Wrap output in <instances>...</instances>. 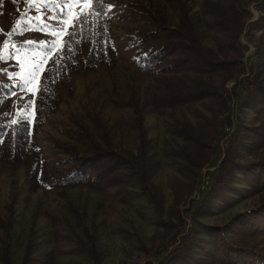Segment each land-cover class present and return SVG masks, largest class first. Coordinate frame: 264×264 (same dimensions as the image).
Wrapping results in <instances>:
<instances>
[{"label": "rangeland", "instance_id": "obj_1", "mask_svg": "<svg viewBox=\"0 0 264 264\" xmlns=\"http://www.w3.org/2000/svg\"><path fill=\"white\" fill-rule=\"evenodd\" d=\"M185 1L203 44L217 50L215 37L222 40L226 37L213 26L212 16L204 8V0ZM241 2L252 15L240 36L244 56L238 75L213 96L174 108H155L149 104L145 109L144 124L151 138V151L160 160L153 181L163 193L164 213L158 216L151 201L141 193L123 202L86 186L66 190L42 187L30 192L22 167L7 168L0 173V217H6L9 208L14 212L15 221L8 230L13 264L20 262L28 244L34 254L49 249L66 251L72 247L74 234L83 236L73 208L96 235L102 264H141L145 260H156L176 243L178 237H172L176 231L170 227L169 221H178L175 216L170 218L169 212L186 208L190 202L204 198L232 139L236 165L230 170L229 183L199 215L193 250L186 257V264H224L217 263L206 252L215 242L210 226H218L228 234L227 224L232 216L258 207L264 198V192L250 191L239 168L264 153V148L255 153L246 149L251 134L249 128L261 119L259 107L264 108V91L256 90L251 96H245L242 91L248 79L264 84V21L252 23L264 15V11L257 9V0ZM66 3L67 16L61 11ZM34 5L39 6H30L27 0H0V55L4 57L0 59V118L6 121L19 118L31 121L33 118V107L29 106L32 97L26 88L35 89L44 68L58 55L63 37L50 34L57 30L54 27L57 21L52 17H60L69 24L73 13L87 7L74 3V0H48L47 3L34 0ZM107 9L117 51L116 64L109 69L74 75L71 86L60 91L61 102L57 110L34 134L45 160L57 166L68 165L71 161L60 144L81 145L83 141L78 132L82 127H87L101 144L109 141L115 148L134 151L135 131L127 100L135 97L140 101H151L162 91V73L154 68L145 72L138 61L137 34L140 26L151 23L143 11H163L169 21L175 23L178 12L171 0H107ZM37 17L45 19L47 26H42ZM33 69L35 76L30 84H25L22 77ZM186 74L191 76L194 73L188 70ZM175 128H186L205 142L200 157L196 154L195 138L184 139L175 133ZM187 156L198 157L200 166L189 165ZM204 180H208L206 191L200 189ZM132 185L138 190L135 182ZM184 217L185 226H189V214ZM252 220L262 225L264 217L252 215ZM53 223L60 231L56 239L53 237ZM1 236L3 231L0 228ZM55 264L92 262L84 253H60Z\"/></svg>", "mask_w": 264, "mask_h": 264}, {"label": "trees", "instance_id": "obj_2", "mask_svg": "<svg viewBox=\"0 0 264 264\" xmlns=\"http://www.w3.org/2000/svg\"><path fill=\"white\" fill-rule=\"evenodd\" d=\"M171 2L178 12L175 23H171L163 11L142 12L151 23L140 26L138 30L137 58L145 72L154 68L162 73V91L153 96L151 101H140L135 97L127 100L132 110L131 119L135 131L134 151L115 148L109 141L101 144L87 127H82L78 132L83 141L81 145L66 142L60 144L71 161L68 165L57 166L45 160L34 139L35 132L57 110L61 102L60 91L71 86L74 75L100 68L109 69L117 62L107 0H101L84 9L82 22H77L75 27L69 26L68 31L72 35L62 37L58 55L44 68L39 78L42 79V90L35 97L32 120L19 118L16 119L18 123L12 124V121L0 118V173L10 167H22L30 192L42 187L66 190L86 186L110 199L123 202L140 193L145 194L154 212L158 216L162 215L163 193L153 181L159 171L160 160L151 151V138L144 124L145 109L149 104L155 108H174L188 101L218 94L219 89L234 79L242 69L244 46L240 36L252 15L241 0H204V8L212 16L213 26L226 37V40L215 37L217 50H213L203 44L187 2ZM255 5L259 11H264V0H257ZM262 21L264 15L258 16L252 23ZM65 42L67 47L61 50ZM188 70L194 74H186ZM246 83L242 89L245 96H251L259 89L264 91L261 81L248 79ZM222 105L225 110V98L222 99ZM259 110L261 119L250 126L251 134L246 146L252 153L264 148V108L259 107ZM174 131L184 139L195 138L196 154L200 157L205 142L186 128H175ZM233 142L231 139L225 149L213 183L204 198L190 202L186 208H176L169 212V217L175 216L178 221H169L170 227L176 231L172 237L178 236L176 243L156 260H145L141 264H186V257L192 252L196 239L199 215L227 187L230 170L236 165ZM198 157L187 156L188 164L199 167ZM239 168L250 191L262 194L264 153ZM133 182L138 190L132 185ZM72 211L83 233V236L74 234L72 247L66 251L49 249L34 254L31 244H28L18 264H55L60 253H84L92 264H102L96 235L87 228L77 210L73 208ZM185 214L191 218L189 226H185ZM259 214L264 217V198L258 207L234 214L227 224L228 234L218 226H210L215 242L213 248L206 250L209 257L224 264H264V221L261 225L252 220V215ZM14 221V212L10 208L6 217H0V228L3 231L0 238V264H13L8 230ZM182 227L185 228L179 230ZM59 234L58 227L53 223V237L59 238Z\"/></svg>", "mask_w": 264, "mask_h": 264}, {"label": "snow or ice", "instance_id": "obj_3", "mask_svg": "<svg viewBox=\"0 0 264 264\" xmlns=\"http://www.w3.org/2000/svg\"><path fill=\"white\" fill-rule=\"evenodd\" d=\"M42 2L47 3L48 0H42ZM53 2H55V0H53ZM101 0H74V3L76 4H82L85 5L87 7H92L95 3H100ZM27 3L30 6H35L38 7L39 5H34V0H27ZM57 7H60L59 4H57ZM68 4L66 3L64 8H61V11L64 13L65 16L68 15ZM32 10V7H30V11ZM74 16V20L71 21L69 24L64 23L60 17H52V19L56 20L57 23L56 25H54V27L57 29L56 31H51L50 34L53 37H61V36H71L72 33L68 31L69 26L71 27H75L77 22H82L83 20V16H84V8L82 7L80 9V12L77 13H73ZM37 19H39L40 24L42 26H47V21L45 19H43L42 17H37ZM30 23V22H29ZM19 26V25H18ZM53 44V48H56V41L54 40L52 42ZM4 46L7 47V41L4 42ZM14 47V46H13ZM64 47H67V42H65V44L62 46L61 50H63ZM4 57L2 55H0V59H3ZM46 71V69H45ZM35 69H33L32 71H30L28 73V75L26 77H22V79L24 80L25 84H30L33 77L35 76ZM13 75H18L16 73H14ZM42 90V79L37 81V85L35 87V89L29 87L26 88V91L29 92V95L32 97V99L29 100V106L33 107L35 106V97L39 94V92ZM0 103H2V101H0ZM18 123V121L13 120L12 124H16Z\"/></svg>", "mask_w": 264, "mask_h": 264}, {"label": "built area", "instance_id": "obj_4", "mask_svg": "<svg viewBox=\"0 0 264 264\" xmlns=\"http://www.w3.org/2000/svg\"><path fill=\"white\" fill-rule=\"evenodd\" d=\"M207 183H208V180H204L201 184H200V189H205V191L207 190V188H206V185H207Z\"/></svg>", "mask_w": 264, "mask_h": 264}]
</instances>
